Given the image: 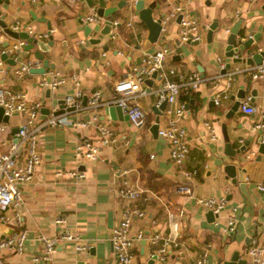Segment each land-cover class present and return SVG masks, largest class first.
Returning a JSON list of instances; mask_svg holds the SVG:
<instances>
[{"label": "crops", "instance_id": "1", "mask_svg": "<svg viewBox=\"0 0 264 264\" xmlns=\"http://www.w3.org/2000/svg\"><path fill=\"white\" fill-rule=\"evenodd\" d=\"M117 1L108 0L107 6H113ZM263 1L144 0L145 6L155 2L154 18L166 14L177 5L184 7L198 21L202 37L200 42L179 43V25L174 18L168 21L166 31L161 33L165 39L159 38L148 45H145L148 29L135 14L134 7L128 9L126 6L127 9L124 7L116 15L105 18L117 20L120 24L112 27L108 35L95 31L93 27L96 24H90L91 32L85 36L83 27L87 24L83 19L91 8L85 0L71 4L67 0H6L0 3V17H4L9 28L20 22L40 34L47 33L48 24L51 26L53 44L50 52L44 56L54 66L50 70L66 79L58 89H41L37 85L40 74L17 78L11 71L14 65L9 64L5 75L9 88L25 92L29 100L43 99L45 106L41 111L42 116L48 114L45 109L58 107L56 99L75 95L77 91L87 99L99 93L96 108H90L86 99L83 109L65 111L67 123L63 127H46L42 131L38 142L41 163L32 182L23 187L22 204L8 211L12 216L15 213L20 215V228L27 232L24 251L21 255L2 252L5 264H35L31 261L32 256L42 251L38 237L56 238L64 231L78 236L81 239L78 242L87 244L88 249L77 251L76 242L62 241L58 243L52 261H39L38 264H119L112 251L110 235L125 206L117 195L124 171H127V178L138 184L148 197L146 201L135 202L145 211V215L133 220L132 232L142 230L146 243L142 245L140 241L136 244L134 264H148L149 255L159 247L150 238L156 234L161 238L171 236L167 211L177 209L183 210L180 239L185 249L180 259L171 249L163 264H193L202 257L205 264H226L236 250L239 251V259H246L245 264L248 263L249 256L245 251L252 240L264 241V194L258 193L256 188V184L264 179V158L256 163L255 147L247 148L253 150L252 158L245 159L242 165L246 172L237 173L238 179L247 184L248 198L244 204L240 191L222 182V161H231L224 154L226 141L223 132L225 130L228 134L233 149L250 138L249 128L260 119V115L243 113L240 107L229 119L225 118V113L234 102L230 97L235 96L240 88L245 90L243 99H252L251 91L255 89L256 96L250 99V104L264 109V81L251 77L249 70L254 69V64L231 63L225 75L220 70L225 65L223 40L237 19L242 18L249 25L248 35L261 32L264 37ZM92 6H97V0H93ZM213 21L224 28L221 33H214L211 41H208L207 28ZM99 23L101 27L104 25L103 21ZM0 37L3 39L1 47L14 38L6 34L2 27ZM89 38L99 39V42L90 43ZM48 40L49 37L44 39L46 42ZM161 47L168 49L164 65L165 68L174 69L172 79L179 80L192 73H198L201 78L197 88L181 91V94L190 95L189 102H185L187 111L179 122L189 143V155L182 165L171 160L168 142L153 137L150 132L156 119L153 111L156 97L153 93L138 101L145 113L144 123L140 127L129 120H112L104 113V106L116 97V82L133 74V68L141 62L143 52L149 53ZM259 47L264 49L263 39L253 52H257ZM176 55L181 56L177 59L174 57ZM229 77L233 78L230 97L221 100L219 105L214 104L213 95L223 92ZM154 79L150 91L158 86ZM144 86L148 88L146 84ZM48 90L49 97L46 95ZM93 118H96L94 124L86 127L73 125ZM21 122V117H11L8 121L9 131L14 133L13 129ZM167 122V114L162 112L158 127H163ZM99 123L108 124L115 132L117 141L114 146L103 147L98 160L76 157V143L84 137H95ZM212 133L215 138L211 137ZM4 135L0 133V139ZM75 167L84 171L86 177L83 181L76 183L71 178L56 177L57 171L64 172ZM186 169L198 171L191 180L193 197L175 191L176 186L184 181L183 171ZM252 194H256V198ZM209 196L226 201L216 220L217 224L215 221L209 222L206 210L194 200ZM232 213L236 218L234 228H237L234 236L225 229L226 220ZM56 218H62L64 222L55 223ZM11 228L9 224L0 222V238L11 234ZM161 243L162 239L159 241Z\"/></svg>", "mask_w": 264, "mask_h": 264}, {"label": "built area", "instance_id": "2", "mask_svg": "<svg viewBox=\"0 0 264 264\" xmlns=\"http://www.w3.org/2000/svg\"><path fill=\"white\" fill-rule=\"evenodd\" d=\"M70 4L82 0H67ZM136 0H128L129 7H134ZM178 22V41L179 43L200 42L202 37L199 33V24L196 19L190 16L184 7L176 6L173 10L167 12L161 18V33L167 29V23L170 19H177ZM86 24L100 25L99 22L105 23V18L100 17L96 13V8L91 6L90 13L83 19ZM117 20H113L112 24L116 27ZM130 24V23H129ZM15 32L25 31L35 39L42 40L48 37L47 33H35L27 24L16 22L11 27ZM114 36V34H112ZM3 39L0 37V44ZM27 45L26 39L11 38L7 41L6 46H0V107L3 109V115L8 116L9 120L13 116L22 118V122L16 127L17 131L11 133L9 131L8 122L0 121V133L5 134L0 139V222L9 224L13 232L6 237L0 238V264H5L2 260V252L21 255L24 251V242L27 238L26 230L20 228V215L15 213L13 216L8 213L12 208L22 204L23 187L30 184L34 179L36 168L41 163V155L38 150V142L40 135L46 127H63L67 123L66 107L74 106V109H83V98L85 95L77 91L75 95L66 96L65 111L55 113L58 107H51L48 114L42 116L41 111L45 106L43 99L29 100L23 91H15L9 88L6 83V66L9 65L1 56L6 54L7 58L15 59ZM35 47L28 50V54L20 62L12 66L11 71L17 78H23L30 73L32 68H38L42 62L34 55ZM168 49L158 48L152 52H143L141 62L133 68V74L120 79L115 84L116 97L109 104H116L123 109V112L128 116V120L136 127L143 125L145 113L138 101L153 93L156 97L155 106L159 107L162 101L166 100L164 113L167 114L168 122L163 127H158V135L162 136L169 144V153L171 160L182 165L189 155V143L186 138V132L180 125V120L185 115L187 108L184 101L179 99L181 91L197 88L201 81L198 73L174 80L171 78L175 74L174 69L165 68L164 59ZM156 72L155 81L158 82L157 88L153 91L145 88V80L151 78ZM253 79L261 78L264 81V58L261 63L254 66V69L249 70ZM37 82L41 89L49 90L58 89L66 82L64 76L58 72L51 70L40 74ZM75 80V77H72ZM227 85L222 93L213 95V102L216 105L220 104L223 99L230 97L231 79L228 78ZM87 99V98H86ZM251 97L241 100V111L246 114H259L260 119L255 122L256 127L264 126V109H258L250 104ZM90 108H96L99 105V93H94L87 99ZM64 109V108H63ZM8 120V121H9ZM92 120L78 121L73 123L74 126L86 127L88 124H94ZM97 133L93 138L84 137L80 139L76 145L74 154L78 158H87L91 160L100 159V150L103 147H112L117 141V136L113 129L108 124L97 125ZM213 132V129H211ZM215 138V134H211ZM197 169H186L183 171L184 181L180 182L175 191L179 194L193 197V188L191 180L196 176ZM127 171L122 172L120 179V187L117 191L118 197L125 203L121 212V217L118 223L112 227L110 241L115 259L119 264H134L136 244L144 239L146 235L142 230L132 232V222L135 218H142L145 211L141 209L135 202L138 200H147L145 191L136 183H132L126 176ZM57 178H71L73 181L80 182L86 177L84 171L75 167L68 171H57ZM257 190L264 194V179L256 184ZM195 203L205 210H211L215 217V224L225 206L224 198L198 197L195 198ZM183 216V210L167 211V218L172 229L170 237L161 238L159 234L150 238V241L159 245L154 253L149 255V260L155 257L154 263L163 264L168 253H173L177 258L181 257L185 249L183 242L180 239L182 224L180 222ZM64 219L56 218L55 223H63ZM236 218L232 215L228 217L225 223L227 233H231L235 227ZM42 251L40 254L32 256L31 261L38 264L39 261H52L53 254L59 242L72 241L75 243V249L82 251L88 249L87 244L79 243L81 239L78 236L72 235L69 231H64L56 238H48L40 235L38 237ZM160 239L162 243L159 244ZM249 256L247 264H264V241L258 242L253 239L249 248L246 250ZM180 259V258H179ZM20 264V263H17ZM193 264H205V258L202 257Z\"/></svg>", "mask_w": 264, "mask_h": 264}, {"label": "water", "instance_id": "3", "mask_svg": "<svg viewBox=\"0 0 264 264\" xmlns=\"http://www.w3.org/2000/svg\"><path fill=\"white\" fill-rule=\"evenodd\" d=\"M6 0H0V3ZM89 6L93 5V0H85ZM108 0H97V6L96 13L100 17L108 18L116 15L118 11L123 9L126 6L129 9L128 6V0H118L117 3L113 6H107ZM262 10L264 11V1L262 4ZM155 8V2H152L145 6L144 0H136L134 5V12L141 20L145 26L148 29V37L145 41V45H148L149 43L156 42L159 38L165 39L164 35H161V18L163 15L158 16L157 18L153 17V10ZM127 9V8H126ZM34 17V15L32 14ZM180 15L176 19L177 22H179ZM112 19H106L104 25L101 27L100 25H95L93 29L95 31H99L102 35H108L109 31L114 25L112 24ZM120 24L117 23L116 26H119ZM0 27L3 28L4 32L8 34L11 37L14 38H23L26 39L27 45L25 46L24 50L17 56L16 59L13 58H7L6 54H2V58L6 60V62L10 65H14L16 61H20L22 58L26 57L28 54V50L35 47L34 55L41 60L42 64L38 68H32L30 70V73L32 74H43L50 69H53V64L49 63V59L44 56L45 53H49L51 50V46L53 44V38L51 34V26L48 24V30L47 34L49 37V40L42 41L35 39L34 37L30 36L27 32L21 31V32H15L11 30L8 25L4 22V17H0ZM224 27H220L216 21H213L210 23V25L207 28V40L211 41L212 36L214 33H221L222 29ZM91 27L89 24L85 25L83 27L84 35L89 36V33L91 32ZM250 30L249 25L242 19H237L232 26L227 30V36L225 37L224 41V57H225V65L221 68L220 72L222 74L228 73V71L231 68V63L234 64H246V65H258L261 63L262 59L264 58V49L257 50V52H253L254 48L258 47L260 42L263 39L264 43V37H262L261 32H256L255 34L248 35L247 31ZM264 30V27H263ZM90 43H98L99 39L89 38ZM7 43L4 44L6 46ZM179 56H174L175 58H180ZM156 76V72H154L151 76V78L145 80V84L148 86V90L152 85L153 79ZM50 91L48 90L46 95L49 97ZM252 99L256 96V90L252 89L251 91ZM245 97V90L243 88H240L237 92V94L234 96H231L230 99L234 100L231 108L229 111L225 113V118L229 119L231 116L236 112L239 107L241 106V100ZM236 98V99H235ZM56 103L58 105V109L55 111V113H61L63 110L65 111V101L63 99H56ZM83 103H86V98H83ZM166 107V100L162 101V103L159 105V107H153V111L156 114L155 123L152 124L150 127V132L153 135V137L163 138L162 136L158 135V121L159 116L162 114ZM64 108V109H63ZM74 109V106H68L66 107V110H72ZM44 111V109H43ZM48 110L45 109V112ZM48 113V112H47ZM104 113L106 116H108L110 119L115 120H128V116L123 112V109L116 105V104H107L104 106ZM9 120L8 116L3 115V109L0 107V121H3L7 123ZM17 128L13 129V132H16ZM248 134L250 136L249 139H247L242 145H240L237 149L231 148L232 145L230 143V139L226 131L223 132V138L226 141L225 143V151L224 154L228 157H230V162L222 161V172L223 175V184L224 185H232L236 187L243 197V203L245 204L247 202L248 198V191L246 189L247 184L244 181H240L237 177L238 171L245 173L246 169L243 167V163L245 159L252 158L250 157L253 150L247 149L249 147H255L257 156L255 157L254 161L256 163L262 162L264 158V126L256 127L255 124H253L248 131ZM164 139V138H163ZM166 141V139H164ZM244 153V154H243ZM257 193V192H256ZM258 193H260L258 191ZM252 197L256 198V194H252ZM253 198V199H254ZM206 217L208 218L209 222H213L215 220V215L211 210H206ZM13 229L11 228V231ZM237 232V228H234L233 231L230 233L231 235H235ZM146 239L142 240L141 244L145 245ZM246 253V251H245ZM155 257L150 259L148 261V264L154 263ZM246 259H239V251L236 250L233 252L232 257L230 261H228L226 264H245ZM175 264H180V262H177Z\"/></svg>", "mask_w": 264, "mask_h": 264}, {"label": "trees", "instance_id": "4", "mask_svg": "<svg viewBox=\"0 0 264 264\" xmlns=\"http://www.w3.org/2000/svg\"><path fill=\"white\" fill-rule=\"evenodd\" d=\"M180 99L183 100L184 102L188 103L190 100V95L186 94V93H182L180 95Z\"/></svg>", "mask_w": 264, "mask_h": 264}, {"label": "rangeland", "instance_id": "5", "mask_svg": "<svg viewBox=\"0 0 264 264\" xmlns=\"http://www.w3.org/2000/svg\"><path fill=\"white\" fill-rule=\"evenodd\" d=\"M177 41H178V35H177ZM182 259V258H181Z\"/></svg>", "mask_w": 264, "mask_h": 264}]
</instances>
